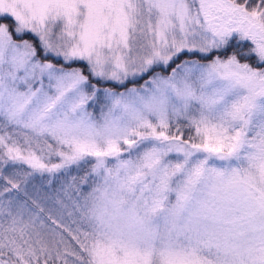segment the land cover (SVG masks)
<instances>
[{
  "label": "snow or ice",
  "instance_id": "snow-or-ice-1",
  "mask_svg": "<svg viewBox=\"0 0 264 264\" xmlns=\"http://www.w3.org/2000/svg\"><path fill=\"white\" fill-rule=\"evenodd\" d=\"M0 264H264V0H0Z\"/></svg>",
  "mask_w": 264,
  "mask_h": 264
}]
</instances>
